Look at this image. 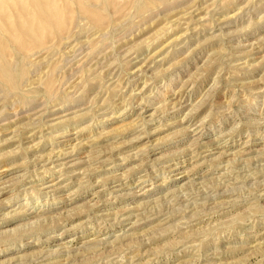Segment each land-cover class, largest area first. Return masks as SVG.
<instances>
[{
    "label": "rangeland",
    "instance_id": "obj_1",
    "mask_svg": "<svg viewBox=\"0 0 264 264\" xmlns=\"http://www.w3.org/2000/svg\"><path fill=\"white\" fill-rule=\"evenodd\" d=\"M0 264H264V0H0Z\"/></svg>",
    "mask_w": 264,
    "mask_h": 264
},
{
    "label": "bare ground",
    "instance_id": "obj_2",
    "mask_svg": "<svg viewBox=\"0 0 264 264\" xmlns=\"http://www.w3.org/2000/svg\"><path fill=\"white\" fill-rule=\"evenodd\" d=\"M197 15V14H196ZM131 76V75H130ZM194 99V98H193ZM176 105V104H175ZM126 108V107H125ZM118 114V113H117ZM141 115V114H140ZM140 117V116H139ZM56 119H58V118H56ZM60 119V118H59ZM12 120V119H11ZM11 120H9V121H11ZM8 122V121H7ZM57 123V122H56ZM13 126V125H12ZM2 127V126H1ZM18 127V126H17ZM190 127V126H189ZM19 128V127H18ZM257 128V127H256ZM2 129V128H1ZM14 129H15V127H14ZM17 130V129H16ZM197 130V129H196ZM202 130V129H201ZM5 131V130H4ZM3 131V132H4ZM11 131V130H10ZM14 131V130H13ZM67 131V130H66ZM65 131V132H66ZM8 132V131H7ZM64 132V131H63ZM35 133V132H34ZM69 133H66V134H64L63 136H67ZM74 134V133H73ZM9 135V134H8ZM13 135H15V134H13ZM65 136V138L64 139H61V140H57L58 142H59V144H61V145H63L64 146V144H66V143H68V141H70L71 140V138H67ZM71 136V135H70ZM222 136V135H221ZM4 137H5V135H4ZM3 137V138H4ZM12 137V136H11ZM72 137V136H71ZM2 138V137H1ZM61 138V137H60ZM76 138V137H75ZM249 138V137H248ZM57 139H59V138H57ZM34 141V140H33ZM38 142V141H37ZM79 142V141H78ZM263 143V142H262ZM71 144V143H70ZM60 146V145H59ZM62 147V146H61ZM73 147V146H72ZM66 148V147H65ZM60 149V148H59ZM58 149V150H59ZM63 149V148H62ZM57 150V151H58ZM65 150V149H64ZM67 150V149H66ZM199 150V149H198ZM63 152V151H62ZM62 152H59V153H55L56 155L55 156H57V158H59L60 156H62V155H64V153H62ZM68 155V154H67ZM239 158V157H238ZM173 162V161H172ZM65 163H66V161H65ZM63 164V163H62ZM74 164V163H73ZM70 165V164H69ZM75 165V164H74ZM76 165H77V163H76ZM69 167V166H68ZM67 167V168H68ZM64 169V168H63ZM75 169V168H74ZM244 170V169H243ZM71 172V171H70ZM235 172V171H234ZM74 173V172H73ZM179 173V172H178ZM180 174V173H179ZM249 175V174H248ZM178 176V175H177ZM69 183V182H68ZM54 184L55 183H51V184H47V185H45L44 187H49V186H54ZM117 185H119V184H117ZM120 186V185H119ZM113 188V187H112ZM44 189H46V188H44ZM67 240V239H66Z\"/></svg>",
    "mask_w": 264,
    "mask_h": 264
}]
</instances>
